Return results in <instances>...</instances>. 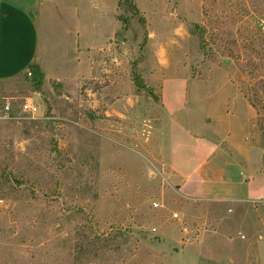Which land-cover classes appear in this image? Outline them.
I'll use <instances>...</instances> for the list:
<instances>
[{
	"label": "rangeland",
	"instance_id": "374dc122",
	"mask_svg": "<svg viewBox=\"0 0 264 264\" xmlns=\"http://www.w3.org/2000/svg\"><path fill=\"white\" fill-rule=\"evenodd\" d=\"M26 1L0 0V94L40 106L0 125V264H264V0H135L40 92L1 16ZM72 3L116 28V0Z\"/></svg>",
	"mask_w": 264,
	"mask_h": 264
},
{
	"label": "crops",
	"instance_id": "0c3cea01",
	"mask_svg": "<svg viewBox=\"0 0 264 264\" xmlns=\"http://www.w3.org/2000/svg\"><path fill=\"white\" fill-rule=\"evenodd\" d=\"M73 1L75 2V0H30L18 7L8 5L9 10L3 11V14H1V16L4 15L3 20L9 22L7 29L9 39L18 44L17 49H25L27 52L24 55L21 69L28 68L30 65H38L45 76V81L61 84L80 80L81 76L90 74L95 63L92 53L97 49L108 46L121 28V23L117 20L121 0H116L115 19L118 24L109 34L103 36L96 31L95 13H91L93 19L91 25L90 15L85 16L84 13L82 19L85 22L82 20L83 23H81L80 7L78 3H72ZM52 7L55 11H59V18L55 16L62 21V23L57 22L58 26L62 28V34L59 33L58 37L51 35L50 20L46 21V18L44 19L47 22L46 27L43 24L44 21H41L38 27L36 24V16L39 19L41 11L46 10L48 16H53L51 14ZM151 36L152 34L149 38ZM21 69H18V71ZM199 170L196 169L190 174H185V179L193 181L197 177L200 180L202 177L199 176V173L197 174ZM173 173L179 175L177 170H173ZM197 189L204 193L201 184Z\"/></svg>",
	"mask_w": 264,
	"mask_h": 264
},
{
	"label": "trees",
	"instance_id": "16d2710c",
	"mask_svg": "<svg viewBox=\"0 0 264 264\" xmlns=\"http://www.w3.org/2000/svg\"><path fill=\"white\" fill-rule=\"evenodd\" d=\"M119 7H124L126 9V11L131 13V20H138L140 23L144 24L145 23V18L141 15V12L139 10V8L137 7V4L135 2V0H121L119 3ZM118 20L122 22V24H125V27L123 28L121 33H126L128 31V29L131 28L130 23H128V20H123L121 16H118ZM195 31L197 32H201L200 34V39L203 38V31L202 29L195 25ZM121 33H117V36H121ZM28 73L31 74V76H28ZM26 79L30 80L33 84L34 89L37 92H40L41 86L43 84V81L45 80V76L42 73L40 67L38 65H30L28 67L27 72L25 73ZM250 105L255 108V104L254 102H252L250 100Z\"/></svg>",
	"mask_w": 264,
	"mask_h": 264
},
{
	"label": "built area",
	"instance_id": "2783aa9c",
	"mask_svg": "<svg viewBox=\"0 0 264 264\" xmlns=\"http://www.w3.org/2000/svg\"><path fill=\"white\" fill-rule=\"evenodd\" d=\"M30 77L31 74L28 73ZM40 112V106L26 101L19 103L17 99L9 97L5 94H0V125L4 122L20 120L21 118H35ZM158 207V204H154ZM178 215L175 214L174 218Z\"/></svg>",
	"mask_w": 264,
	"mask_h": 264
}]
</instances>
